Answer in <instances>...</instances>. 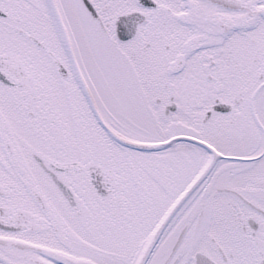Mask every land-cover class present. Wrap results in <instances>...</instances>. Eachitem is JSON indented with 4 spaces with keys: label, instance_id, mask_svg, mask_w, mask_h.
<instances>
[{
    "label": "snow or ice",
    "instance_id": "1",
    "mask_svg": "<svg viewBox=\"0 0 264 264\" xmlns=\"http://www.w3.org/2000/svg\"><path fill=\"white\" fill-rule=\"evenodd\" d=\"M0 264H264V0H0Z\"/></svg>",
    "mask_w": 264,
    "mask_h": 264
}]
</instances>
